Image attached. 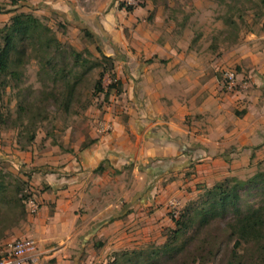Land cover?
<instances>
[{"label": "crops", "instance_id": "0c3cea01", "mask_svg": "<svg viewBox=\"0 0 264 264\" xmlns=\"http://www.w3.org/2000/svg\"><path fill=\"white\" fill-rule=\"evenodd\" d=\"M121 1H94L99 8L92 15L105 16L101 29L129 57L115 66L122 93L87 112L82 139L55 152L50 172L37 153L0 141V196L9 198L0 207V246L33 240L36 252L24 262L92 264L133 250L156 228L155 217L164 218L171 199L184 200L189 187L191 197L198 195V185L210 188L264 161V21L228 47L207 44L188 27L161 45L147 21L117 22L126 12ZM129 27L135 51L124 35ZM225 70L236 72L235 90L225 87ZM25 182L35 212L17 185Z\"/></svg>", "mask_w": 264, "mask_h": 264}, {"label": "rangeland", "instance_id": "374dc122", "mask_svg": "<svg viewBox=\"0 0 264 264\" xmlns=\"http://www.w3.org/2000/svg\"><path fill=\"white\" fill-rule=\"evenodd\" d=\"M94 1L98 2L99 0H0V28L9 25L12 17L17 14H32L52 30L53 37L58 39L66 52L69 53L70 49H73L85 54V57L91 62H96L101 60L97 49L99 48L106 55L112 57L114 59V73L118 77L115 68L117 62L129 57L124 49L114 45L107 33L101 29L105 16L92 15L99 8V4L97 2L94 4ZM124 1L134 5L138 9V13L133 17L131 13L125 12L124 16H116L117 22H120L121 18L127 20L136 18L141 24L143 21H147V24H151L149 27H152L157 34L159 33L158 44L165 45L174 37L177 39L179 36H176L175 32H180L185 27H188L190 31L199 33L202 41L206 40L207 44L213 46L228 47L231 44L239 43L238 38L235 39L233 36L234 32L229 30L223 22L225 17L238 16L239 14V12L231 10L233 0H123L121 2ZM255 1L258 2V0ZM256 4L252 5L245 3L244 0H239L238 7L244 12L243 16H259L258 19L246 18L248 25H244L242 22L239 34L242 31L255 33L259 30L261 22L264 21V7H261L259 3ZM63 9L65 11H61ZM100 12L102 15L105 14L102 9ZM145 27L148 26L145 25ZM85 29L94 36L93 40L85 36L83 32ZM129 30L130 27L125 28L124 35L129 42V51H135L130 44L132 37ZM193 36L195 38L197 34ZM31 51H33V47L29 49L30 57L24 60L23 66L19 69L22 74L19 81L0 78V141L3 147L10 145L13 150L37 153V157L44 159L47 164L42 169L50 172L54 168L50 164L55 162V152L64 150L67 146L66 142L72 144L73 141L82 139L83 133H85V125L89 120V117H86L87 112L100 109L106 104L109 105L110 99L116 95L113 94L108 100L103 95L95 96L93 86L98 78L99 70L94 69L85 74L84 69L77 68L75 71L81 80L76 86L75 102L69 109L70 113H66L55 100V81L52 80L54 73L48 69L41 70V53ZM49 54L51 58H55L54 50H50ZM53 62L55 63V59ZM229 71L235 72L225 70L223 76ZM110 82L109 76H105L104 87L107 88ZM70 129L73 131L69 133ZM74 131L80 133V137ZM34 133L36 134L35 141L29 144L27 137ZM88 141V138H85L83 145H86ZM24 171L27 169L24 168ZM258 173H264V161L254 162L245 169L234 172L226 179L234 178L238 183H245ZM12 179V176H7L5 182L13 185L10 182ZM17 185H20L23 198L35 200L31 194L29 182L17 183ZM199 187L201 185L197 186L198 189ZM25 189H27L26 193L24 192ZM191 193H193V188L189 187L188 195H185V205L183 203L185 199H171L164 218L161 219L158 215L155 217L157 218L156 228L150 232L147 240L140 241V244L133 250H145L151 246L164 244L165 232L171 229L168 227H174L171 222V214L174 213L177 217L189 202L197 199L201 194L197 195L195 191L194 196L191 197ZM2 204L0 202V207ZM218 230L220 227L216 226L204 233L200 240L190 246L184 256L164 264H231V262L237 264L232 259L233 244L226 242ZM5 250H7V246H0V253L1 251L5 252ZM123 251L109 254L108 257L100 259L98 262L93 261L92 264H109L116 253ZM245 257L246 260L242 264H261L259 261H248L256 258L255 256ZM22 264L53 263L38 261V258L32 257Z\"/></svg>", "mask_w": 264, "mask_h": 264}, {"label": "trees", "instance_id": "16d2710c", "mask_svg": "<svg viewBox=\"0 0 264 264\" xmlns=\"http://www.w3.org/2000/svg\"><path fill=\"white\" fill-rule=\"evenodd\" d=\"M238 2L239 0H233L231 8L233 12H239L238 16H227L223 21L224 25L234 32L235 39L239 37L241 23L247 24L246 18L259 17L243 16L244 12L238 7ZM244 2L252 5L259 3L264 7V0ZM119 9L132 13L136 7L124 1L120 3ZM83 32L90 40L94 39L89 30L85 29ZM31 47L35 53H41V70L48 69L54 73L52 80L55 81V100L66 113H70L69 109L75 102L76 86L81 80L75 71L77 68L84 69L85 74L94 69L99 70L93 86L95 96L103 95L108 100L113 94L122 93V83L114 73L112 57L99 48L97 49L101 60L96 62H91L85 54L73 49H70L69 53L66 52L58 39L53 37L52 30L32 14H17L12 17L9 25L0 28L1 79L20 80L22 74L19 69L23 66L24 60L30 57ZM50 50L55 51V58H51ZM105 76L111 79L107 88L103 84ZM35 138V133L28 135V143L32 144ZM86 147L87 145H83L82 149ZM4 179L5 176L0 175V186ZM198 190L201 193L198 198L189 202L177 217L174 213L171 214L174 227L165 232L164 244L151 246L145 250L116 253L109 264H164L176 260L184 256L190 246L200 240L204 233L216 226L220 227L218 233H221L226 242L233 244L231 254L237 264H242L246 260L245 256H255L256 258L248 261H259L264 264V173L256 174L245 183H238L232 178L217 183L212 188L201 186ZM3 192L4 190L0 189V194ZM3 195L0 196V202L9 203L7 195ZM25 200L28 204L29 198L26 197Z\"/></svg>", "mask_w": 264, "mask_h": 264}, {"label": "built area", "instance_id": "2783aa9c", "mask_svg": "<svg viewBox=\"0 0 264 264\" xmlns=\"http://www.w3.org/2000/svg\"><path fill=\"white\" fill-rule=\"evenodd\" d=\"M223 79L225 87L229 90H235L240 85L235 72H226ZM28 204L31 205L33 212L37 211V204L33 200H29ZM36 249V243L33 240L15 241L7 246L6 256L0 260V264H22L24 258L35 253Z\"/></svg>", "mask_w": 264, "mask_h": 264}]
</instances>
